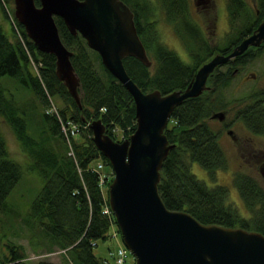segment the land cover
Returning <instances> with one entry per match:
<instances>
[{"label": "trees", "instance_id": "obj_1", "mask_svg": "<svg viewBox=\"0 0 264 264\" xmlns=\"http://www.w3.org/2000/svg\"><path fill=\"white\" fill-rule=\"evenodd\" d=\"M37 1L34 2L39 6ZM121 1L131 10L137 34L152 63L147 68L134 58H125L122 60L125 71L143 93L158 91L163 96L184 90L202 65L214 55L229 54L264 17L263 0L258 1L257 9L251 8L245 0H225L230 28L222 44L214 46L192 19L190 0ZM12 5L13 0H0V10L5 17L13 11ZM157 10L182 41L189 63L181 61L162 42L157 29ZM9 19L12 38L5 35L0 23V78L12 77L31 91L38 103L32 106L37 109L38 118L27 120L26 108L11 96L6 98L5 90L0 86V119L14 135L28 168L44 183L33 200L32 216L26 218L23 215L22 222L32 232L33 239L44 240L47 254L55 249L64 251L57 264H103L92 251L96 242L105 241L112 227L118 234L120 232L111 211L110 214L105 212L109 207L108 194L100 188L101 173L96 166L101 162L110 169L109 177H113V173L108 161L93 145L89 125L100 120L105 135L114 142L119 143L114 129L119 130L122 140L128 139L136 128L133 99L106 72L98 54L87 47L85 40L79 35H71L63 21L55 18L57 32L63 45L72 53L70 63L79 78V109L55 75V58L36 52L23 27L14 18ZM251 50L218 68L208 80L207 92L173 110L164 134L175 148L168 152L162 163L157 190L163 206L169 211L186 212L205 226L242 229L264 236V188L256 179L239 172L233 176V185L246 210L242 215L228 202L227 187H208L190 173L192 162L199 164L210 176L227 170L228 162L217 133L209 125L214 114H228L236 109V116L248 130L264 135V91L250 89L249 93L235 98L230 94L237 75L260 57V51L252 54ZM95 62L99 63L103 76L97 72ZM238 67H242L239 74H234ZM55 96L64 108L55 107L56 113L48 114ZM33 119H39V123H33L31 132L28 125ZM65 122L80 128L78 137L82 143L72 138L69 148L62 137L65 135L61 123ZM38 126L40 129L36 128ZM70 151L72 155H69ZM22 175L21 167L11 158L0 131V213L11 219L19 213L6 202ZM35 229H39L38 233L43 237L34 234ZM32 242L34 240H31L34 245ZM17 254L16 247L10 245V259L6 263L0 259V264H19L22 257ZM36 264L54 263L41 260Z\"/></svg>", "mask_w": 264, "mask_h": 264}, {"label": "water", "instance_id": "obj_2", "mask_svg": "<svg viewBox=\"0 0 264 264\" xmlns=\"http://www.w3.org/2000/svg\"><path fill=\"white\" fill-rule=\"evenodd\" d=\"M13 0V15L36 52L55 58V75L81 109L80 82L72 66V53L63 45L55 18L67 32L81 36L87 47L116 82L130 94L136 128L118 143L106 134L100 120L89 125L92 142L108 161L113 180L107 186L108 208L124 247L135 264H264V236L242 229L200 224L186 212L163 206L157 187L162 163L175 148L164 134L173 110L200 97L215 70L264 42V19L232 51L215 55L202 65L184 90L161 95L143 93L125 71V58L149 68L151 61L137 34L134 16L121 0ZM224 113L210 120L223 121ZM231 135V132L228 133Z\"/></svg>", "mask_w": 264, "mask_h": 264}, {"label": "rangeland", "instance_id": "obj_3", "mask_svg": "<svg viewBox=\"0 0 264 264\" xmlns=\"http://www.w3.org/2000/svg\"><path fill=\"white\" fill-rule=\"evenodd\" d=\"M196 1L197 0H190V12L192 19L198 24V26H200L204 36L212 45L215 46L222 44L224 38L227 37L225 34H227L230 28L227 14H225V1L210 0L211 5L208 7H205L201 3L198 4ZM245 2H247V4L251 7L255 3V0H245ZM195 3L196 5H194ZM12 8V10H14L13 5ZM157 11L159 14V24L157 29L160 33L162 42L167 46V48L175 52L181 61L189 63V56L183 47L182 41L174 32L171 25L164 21V17H162L164 15L162 12L160 10ZM9 17L14 18L13 11H10L8 17H5L0 10V23L4 33L7 37L12 38V26L10 24ZM229 33L232 34L231 31ZM95 68L97 72L103 76V72H101L102 70L100 69L98 62H95ZM250 73H254L256 75L254 80L249 78ZM0 86L4 88L6 98H10L11 96L16 102L22 104L26 108L27 120L29 117L38 118L37 109L34 110L32 108L35 103V106H37L38 103L29 89L19 84L14 78L7 76H2L0 78ZM262 86H264V53H262L259 59L254 60L253 63L247 65L243 71V75H240L236 82L231 86L230 94H232L235 98L244 92L248 91L249 93L250 89H260ZM51 103V106L56 108H64V105L56 96L52 97ZM224 114L226 116L224 121L209 119V125L212 130L217 133L218 143L228 162L227 170L215 172L214 175L210 176L199 164L192 162L190 165V173H192L198 180L205 183L208 187L216 185L227 187L229 191L228 202L240 214L245 215L246 210L238 192H236L237 190L233 185L232 180L233 176L239 172L256 179L262 186L264 185V180L257 170V163L250 158L254 152L253 149H257L258 152L264 151V139L251 135L240 119L235 120L236 109L230 111L228 114ZM231 121L234 122L229 125ZM34 122L39 123V119H33V121H31L28 125L31 132L33 131L31 127ZM35 126L36 125H34V127ZM74 127L75 126L72 125L73 130H75ZM36 128L40 129L39 126ZM0 131L4 137L11 158L20 165L23 172L20 182L14 191H12L6 202L18 211V217H13V219H11L5 214L0 213V259L5 263L8 262L7 260L11 257L9 255L10 245H13L18 251L17 255L22 257V260H19L18 262L19 264H36L41 260L57 264L60 262L61 255L64 254V251H56L55 249L54 252L47 254L45 248L47 245H44V240L37 241L36 238L33 239L32 232L28 231L25 223L22 222L23 215H25L26 218L32 216L31 206L33 200L36 199L38 193L43 188L44 183L34 171L28 168L29 164L27 163L26 158L21 154L14 135L2 119H0ZM113 131L119 137V142L124 141L122 140V135L119 130L114 129ZM229 132L232 133V137L234 139L233 141L228 136ZM65 139L68 145V137H65ZM70 140L72 141V138H70ZM74 140L78 143H82L78 136L74 137ZM98 164L103 166V169L99 171L101 173L100 188H102L103 192L107 193V186L111 183L113 177H109L107 175L110 172L108 167H104L101 162ZM104 178H106V181H104ZM107 214H110L109 209H107ZM38 232L39 229H35L34 234H38L40 237H43L42 234ZM120 238L121 236L117 233L116 228H110L107 234V239L105 241L98 240L96 242V247L92 250L93 254L100 261H102L103 264L106 263L104 261H107L110 264L113 263L110 253L115 255L117 250L124 246L122 239ZM31 240H34L35 243L32 242L34 245H31ZM125 260L126 264H135L131 254H128L127 259Z\"/></svg>", "mask_w": 264, "mask_h": 264}, {"label": "flooded vegetation", "instance_id": "obj_4", "mask_svg": "<svg viewBox=\"0 0 264 264\" xmlns=\"http://www.w3.org/2000/svg\"><path fill=\"white\" fill-rule=\"evenodd\" d=\"M225 1V0H224ZM259 0H255V3L253 4V6H251V8H253V9H257V7H258V2ZM264 1V0H263ZM226 2V1H225ZM224 2V3H225ZM196 3H201V4H203L205 7H208L209 5H211V1L210 0H197L196 1ZM196 3L194 4V5H196ZM225 9H226V3H225ZM226 13H227V10H226ZM225 13V14H226ZM227 19H228V17H227ZM263 19H264V17L262 18V20H261V22L263 21ZM260 22V23H261ZM259 23V24H260ZM259 24H258V26H259ZM257 26V27H258ZM257 27L253 30V32L257 29ZM252 32V33H253ZM251 33V34H252ZM250 34V35H251ZM249 35V36H250ZM248 36V37H249ZM184 49H185V47H184ZM252 49V50H251ZM186 50V49H185ZM249 50H251L252 51V54H255L256 52H258V51H260V57H261V55H262V53H264V42L259 46V47H249V49L247 50V52L249 51ZM247 52H245L246 54H247ZM244 53V54H245ZM243 54V55H244ZM218 55V54H217ZM242 55V56H243ZM215 56V55H214ZM213 56V57H214ZM241 57V56H240ZM260 57H257L256 59H254V60H257V59H259ZM238 58V57H237ZM212 59V58H211ZM254 60H252L251 62H250V64L251 63H253V61ZM227 64H229V62L227 63ZM226 64V65H227ZM222 67V66H221ZM220 68V67H219ZM242 67H238V68H236L235 69V71H234V74H239V69H241ZM218 69V68H217ZM216 69V70H217ZM215 70V71H216ZM240 75H243V73L241 74H239V75H237L238 76V78L240 77ZM212 76V75H211ZM210 76V77H211ZM209 77V78H210ZM249 78L250 79H252V80H254L255 78H256V75L254 74V73H250L249 74ZM209 80V79H208ZM207 83H208V81H207ZM207 88H209V86H207ZM209 90V89H208ZM207 90V91H208ZM255 90H262V91H264V86H262L260 89H255ZM206 91V92H207ZM225 118H226V116H225ZM225 118H224V120H225ZM240 118L238 117V116H236L235 117V120H239ZM223 120V121H224ZM234 120V121H235ZM210 121V120H209ZM234 121H231L230 123H229V125H231ZM243 123V122H242ZM245 126V125H244ZM246 127V126H245ZM247 129V128H246ZM248 130V129H247ZM250 133H251V135H254L255 137H257V138H263L264 139V135L263 134H259V133H257V132H254V131H251V129H249L248 130ZM229 136V138L233 141L234 139H233V137H232V133H231V135H228ZM254 150V152H253V154L250 156V158L251 159H253L256 163H257V165H258V171H259V174L261 175V177H262V179L264 180V151H261V152H258V150L257 149H253ZM263 188H264V185H263Z\"/></svg>", "mask_w": 264, "mask_h": 264}, {"label": "built area", "instance_id": "obj_5", "mask_svg": "<svg viewBox=\"0 0 264 264\" xmlns=\"http://www.w3.org/2000/svg\"><path fill=\"white\" fill-rule=\"evenodd\" d=\"M48 114H55L56 113V108L54 106H52V109L50 111L47 112ZM62 127L61 130L63 132V134L65 135L64 137H68L67 142H68V146L69 148H71V140L70 138H73L78 136L79 132H80V128L71 122H65V123H61ZM72 125L75 126L73 130ZM69 155H72V151H70ZM97 169L100 171L101 169H103V166L101 164H98V166H96ZM107 212V210L105 211ZM129 252L128 250L123 246L120 249L117 250L116 254H110L111 258L113 260V263L111 264H126V260L127 256H128ZM106 263L104 264H110L107 261H105Z\"/></svg>", "mask_w": 264, "mask_h": 264}, {"label": "bare ground", "instance_id": "obj_6", "mask_svg": "<svg viewBox=\"0 0 264 264\" xmlns=\"http://www.w3.org/2000/svg\"><path fill=\"white\" fill-rule=\"evenodd\" d=\"M101 182V181H100ZM101 186V185H100Z\"/></svg>", "mask_w": 264, "mask_h": 264}]
</instances>
